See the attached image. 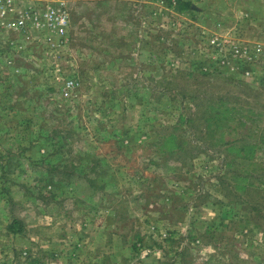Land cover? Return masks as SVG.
<instances>
[{
	"label": "rangeland",
	"instance_id": "obj_1",
	"mask_svg": "<svg viewBox=\"0 0 264 264\" xmlns=\"http://www.w3.org/2000/svg\"><path fill=\"white\" fill-rule=\"evenodd\" d=\"M66 10L62 32L0 28V264H264V19L230 0ZM187 111L214 114L206 138Z\"/></svg>",
	"mask_w": 264,
	"mask_h": 264
},
{
	"label": "built area",
	"instance_id": "obj_2",
	"mask_svg": "<svg viewBox=\"0 0 264 264\" xmlns=\"http://www.w3.org/2000/svg\"><path fill=\"white\" fill-rule=\"evenodd\" d=\"M67 16L66 0H0V28L20 35L56 26L62 32ZM44 40L52 42L51 36Z\"/></svg>",
	"mask_w": 264,
	"mask_h": 264
},
{
	"label": "trees",
	"instance_id": "obj_3",
	"mask_svg": "<svg viewBox=\"0 0 264 264\" xmlns=\"http://www.w3.org/2000/svg\"><path fill=\"white\" fill-rule=\"evenodd\" d=\"M178 8L180 9V10H183V9H192L191 8V4L189 3V2H187V1H182L181 3H180V5L178 6ZM183 95V97L185 98V96H190L191 94H188V93H183L182 94ZM183 98V99H184ZM197 98V97H196ZM203 98H205V99H200V100H205V101H210L211 99H214V100H216V101H220V102H222V101H224V99H223V97H214V98H212V97H210V95H206V97H203ZM195 99H193V101H194ZM214 110H212L213 111V113H215V116H218L219 114H220V111H218V110H215V108H213ZM224 110V112H225V114H228L227 115V117H229V109H227V108H225V109H223ZM202 113V118H200V117H197V118H193L192 117V115H193V113H191V112H185V113H182V117H181V120H183V121H185L186 123V126L187 127H189V125L191 126L192 124H194V122L195 121H197L198 123H199V121L201 122V121H205V125H206V127H207V129H206V131H207V135L205 134V133H203L204 134V137L206 138L208 135H209V133L212 131V126L213 125H216V121H215V119H214V114L213 113H211L210 114V111H206V113L205 112H201ZM223 113V112H222ZM192 114V115H191ZM226 117V118H227ZM200 124V123H199ZM228 129H230V130H234L235 131V128L234 127H231V128H228ZM191 132V131H190ZM191 135L193 136V137H191V138H194V133H191ZM261 136L262 137H264V129H263V131L261 132ZM171 137H173V136H171ZM199 138H201V139H204L201 135H199ZM238 139H234V140H232V141H230V142H227V148H228V150H231V151H235V150H237L236 149V147L235 146H232V145H228L229 143H233V142H236ZM202 144V143H201ZM254 145H247V150H249L250 152H252L253 151V149H254V147H253ZM229 158H234V157H229ZM232 160H233V162H232ZM224 161H225V156H224ZM234 162L235 163H237L236 161H235V159H229V161L227 160V161H225V163L226 164H228V166H231L230 167V169H232V168H234V167H236V166H234V167H232L233 165H234ZM240 170V169H239ZM263 170H264V167H263ZM250 177V175L248 174V172H245V174L243 175V176H240V174H234V180H233V183L232 184H234V187H235V189L236 190H238V191H242L241 193H239V194H241V195H239L240 196V200L243 202L244 201V199H242V194L244 193L246 196L248 195V191H251V190H249L248 189V185L246 184V183H243V181H245V180H247L248 178ZM257 194L262 198V199H264V191H261V190H258L257 191ZM249 196V195H248ZM259 197V198H260ZM260 198V199H261ZM251 199V198H250ZM248 202H249V199H248ZM253 202V200H251V203H250V208H251V211L253 212V214H254V216L255 217H257L258 219H260L261 221H262V228L264 229V208H262L260 205H258L257 203H252ZM235 216H237L238 217V214L236 213L235 214ZM8 228L12 231V232H16V231H20V230H22V228H23V224L21 223V222H19V221H17V220H12L11 221V223L8 225Z\"/></svg>",
	"mask_w": 264,
	"mask_h": 264
},
{
	"label": "crops",
	"instance_id": "obj_4",
	"mask_svg": "<svg viewBox=\"0 0 264 264\" xmlns=\"http://www.w3.org/2000/svg\"><path fill=\"white\" fill-rule=\"evenodd\" d=\"M233 2L239 3V8L244 11L243 14L251 15L254 19H264V0H230L231 5Z\"/></svg>",
	"mask_w": 264,
	"mask_h": 264
}]
</instances>
